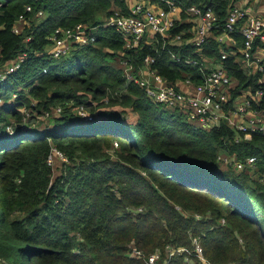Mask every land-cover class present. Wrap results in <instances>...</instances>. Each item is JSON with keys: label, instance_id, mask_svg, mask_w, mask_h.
<instances>
[{"label": "trees", "instance_id": "1", "mask_svg": "<svg viewBox=\"0 0 264 264\" xmlns=\"http://www.w3.org/2000/svg\"><path fill=\"white\" fill-rule=\"evenodd\" d=\"M181 1L212 7L223 24L235 0ZM39 9L43 16L36 15ZM116 9L131 13L127 0L0 1L2 64L26 53L0 80V261L147 264L129 254L135 245L146 256L160 250V264H204L187 252L168 255L167 245L194 251L197 238L211 263L264 264V134L246 139L226 121L212 128L189 121L185 111L154 102L129 80L123 60L138 73L153 55L151 67L169 83L191 76L197 84L203 82L201 66L185 59H221L238 80L230 102L264 87L263 74L243 68L235 55L222 58L215 38L221 28L199 50L186 12L173 29H187L179 43L160 37L126 48L123 34L101 26L95 43L66 57L48 54L57 27L98 25ZM22 13L29 20L17 34L13 26ZM235 36L237 45L244 43L240 32ZM171 52L183 59L173 60ZM80 104L90 107L91 118L77 114ZM22 106L34 117L58 106L62 111L47 124L31 119L25 126ZM252 106L264 112V96ZM12 123L18 125L10 133ZM53 148L67 161L57 155L49 164ZM220 154L257 160L237 170Z\"/></svg>", "mask_w": 264, "mask_h": 264}, {"label": "built area", "instance_id": "2", "mask_svg": "<svg viewBox=\"0 0 264 264\" xmlns=\"http://www.w3.org/2000/svg\"><path fill=\"white\" fill-rule=\"evenodd\" d=\"M127 3L131 11L130 14H125L116 9L115 13L101 24L92 25L79 22L72 27H57L48 37V54L54 58L66 57L80 46L95 43L98 29L101 26H113L123 34L126 48L138 47L143 42L153 44L155 39L157 40L160 37L169 40L170 43H179L187 29L183 28L178 32H173V29L176 27L177 20L182 21V14L186 12L189 15L188 19L194 23L192 42L199 50H201V45L206 38L214 36V31H217L215 29L221 28V32L217 33L215 37L220 44L225 43L238 31L244 37L247 64L249 66L257 65L259 70H264V63L259 62L251 55L256 39L260 38L264 42V19L251 14L242 6H231L226 20L223 24H220L219 15L212 7L205 8L197 4L188 5L181 0H127ZM26 10L32 12L33 6L31 4L27 5ZM36 15L43 16L44 10L39 9ZM28 20L25 14H20L13 26V31L20 34ZM30 38V36H27L26 39L29 40ZM221 53L222 58L228 56L223 50H221ZM171 57L173 60L183 59L182 55L176 52H171ZM25 58L26 53H23L13 61L2 64L0 54V80L16 71ZM155 59V56L147 55L144 58V66L140 67L138 73L132 71L129 60H123V63L127 65L125 76L144 87L147 95L154 102L163 103L171 108L182 109L186 112L189 121L204 128H212L221 121H226L230 126L243 131L246 139H251L255 131L264 134V112L256 110L252 106V100H259L264 96V87L251 91L248 97L245 98V102L237 104L232 111L231 109L227 111L226 106L230 103L235 78L228 73L224 64L208 70L203 62L201 63L200 60L189 56L185 61L189 64L201 66L203 82L196 84L191 76H187L184 81L169 83L163 75L151 67ZM16 96L18 94L14 92L12 99ZM0 103H2V98H0ZM20 110L22 112L21 123L27 126L30 124V120L35 118L36 113L32 114L31 110L25 106H22ZM89 110L88 105L80 104L76 112L81 118L88 119L92 116ZM61 111L62 107L58 106L54 110H47L39 114L37 117L59 115ZM236 115L243 116L244 121L236 120ZM16 125L18 124H8L6 129L13 133ZM115 145L118 146V142H115ZM57 155L67 161L60 150L53 148V152L48 157V163L54 164ZM219 160L233 165L237 170H242L246 165L253 166L257 158L256 156H249L246 159H239L235 156L219 155ZM194 242L195 249L192 251L193 253L184 246L167 245L168 255L173 256L187 252L188 255H195L204 264H214L205 257L199 240L195 238ZM129 254L139 258L144 257L147 264H160L161 252L158 249L146 256L137 246L131 245ZM187 258L192 261L189 257ZM0 264H6V262L0 261ZM227 264L233 263L229 262Z\"/></svg>", "mask_w": 264, "mask_h": 264}, {"label": "crops", "instance_id": "3", "mask_svg": "<svg viewBox=\"0 0 264 264\" xmlns=\"http://www.w3.org/2000/svg\"><path fill=\"white\" fill-rule=\"evenodd\" d=\"M233 5L242 6L251 14H253L255 16L262 17L264 19V0H235ZM241 36L243 37L242 34H241ZM261 44H262V42H260L257 46H254L252 48L251 55L253 58L257 59L259 62L264 63V44H262V45ZM226 47H229V48L227 49ZM221 50L225 51L228 55H231V54L235 55L236 60L242 65V67L249 70L250 72H252V73L261 72L263 74V76L260 79V81L264 82V70L263 71L259 70L257 65L249 66L247 64L245 49H244V43H242L241 45H237L235 33L231 36V38L229 40H226L225 43L221 44ZM203 63L205 64V68L208 70L223 65V62L221 59H205V61H203ZM237 82H238V80L235 79V85ZM251 91H252V88L244 90V92L242 94L238 95L233 100V102H230L229 104H227L226 110L230 111L228 109H231V111H232L236 107L237 104L245 102L244 101L245 98L248 97V95L251 93ZM235 118H236V120L244 121L243 116L240 117V116L236 115ZM223 156H235V155H224L223 154Z\"/></svg>", "mask_w": 264, "mask_h": 264}, {"label": "rangeland", "instance_id": "4", "mask_svg": "<svg viewBox=\"0 0 264 264\" xmlns=\"http://www.w3.org/2000/svg\"><path fill=\"white\" fill-rule=\"evenodd\" d=\"M49 48V46H47V49ZM0 68H1V66H0ZM52 116L53 115H50L49 117H35L34 118V120H33V122H35L36 124H40V125H42L43 123H49V121H50V119L52 118ZM133 118H134V115H133ZM135 118H136V116H135ZM220 155H223V154H220ZM190 262H192V261H190Z\"/></svg>", "mask_w": 264, "mask_h": 264}]
</instances>
